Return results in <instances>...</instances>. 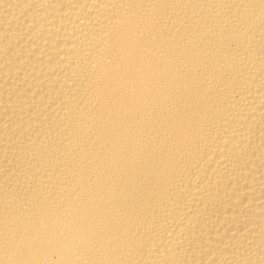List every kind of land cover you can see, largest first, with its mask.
Segmentation results:
<instances>
[{
	"label": "bare ground",
	"instance_id": "bare-ground-1",
	"mask_svg": "<svg viewBox=\"0 0 264 264\" xmlns=\"http://www.w3.org/2000/svg\"><path fill=\"white\" fill-rule=\"evenodd\" d=\"M0 264H264V0H0Z\"/></svg>",
	"mask_w": 264,
	"mask_h": 264
}]
</instances>
